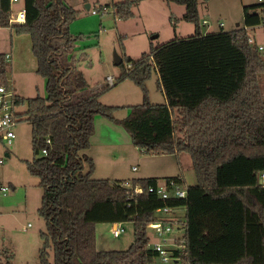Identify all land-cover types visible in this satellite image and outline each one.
Returning <instances> with one entry per match:
<instances>
[{
  "label": "trees",
  "instance_id": "obj_1",
  "mask_svg": "<svg viewBox=\"0 0 264 264\" xmlns=\"http://www.w3.org/2000/svg\"><path fill=\"white\" fill-rule=\"evenodd\" d=\"M139 1L111 0L109 8L126 21ZM161 1L184 7L182 20L193 25V34L150 46L137 59L125 54L118 37L122 55L115 82H133L143 101L117 119L119 107L99 101L116 83L90 90L83 74L70 78L71 66L58 58L78 39L68 25L79 12L65 0H22L25 22L10 24L11 4L0 0V27L29 36L35 72L45 80V98L12 99L13 109L26 107L13 118L24 116L30 123L33 156L25 166L42 189L38 214L45 231L38 264H155L147 227L159 220L156 210L163 207L184 208L183 235L170 251L175 263L264 264V184L258 179L264 170V59L247 29L260 23L264 4L243 8V27L204 34L197 0ZM7 70L0 53V86L9 89ZM153 72L164 103L148 99L146 82ZM96 117L124 129L145 154L177 160L188 155L196 183L186 186L179 174L163 182L134 178L131 188H123L122 180L94 178L95 163L82 152L91 146ZM170 181L185 188L184 199L163 200L148 192ZM136 186L142 193L134 191ZM124 222L133 225L129 248L97 250V224Z\"/></svg>",
  "mask_w": 264,
  "mask_h": 264
},
{
  "label": "rangeland",
  "instance_id": "obj_2",
  "mask_svg": "<svg viewBox=\"0 0 264 264\" xmlns=\"http://www.w3.org/2000/svg\"><path fill=\"white\" fill-rule=\"evenodd\" d=\"M201 28L204 34L219 31H232L243 27V8L259 5L258 0H197ZM111 0H65L67 6L79 12V16L68 25L72 37H78L66 47L58 58L62 64H69V77L81 72L90 90L106 85V78L115 79L120 70L114 65L115 55L121 57L118 37H122L125 54L137 59L149 47H157L174 38L191 36L193 25L182 20L184 7L166 4L161 0H141L133 7L134 17L121 21L116 19L109 8ZM21 0L11 3L13 14L21 6ZM86 5L90 8L87 10ZM102 7V8H100ZM105 7V10H104ZM91 10H96L92 14ZM172 17V20L170 19ZM205 21V24L203 22ZM222 27H219V24ZM255 36L256 43L262 46L260 51L264 59V36L260 27L247 28ZM156 38L152 39V36ZM14 56L7 61V78L13 94L23 98L46 97L45 80L36 74V61L31 52L29 36L15 35L7 28L0 27V53L9 52ZM158 76L153 72L146 82L147 95L151 104L164 103V97L157 86ZM115 86L102 94L99 101L107 106L119 107L115 118L122 119L129 113V106L143 101L141 90L130 80L115 82ZM260 87L264 98V76L260 78ZM25 105L15 107L13 112L23 115ZM100 118V117H98ZM12 128L15 138L11 145L0 139V262L11 264H38V250L42 240L40 233L45 231L44 221L38 214L42 189L38 179L31 176L26 169L25 161L32 159L31 126L24 116ZM120 134L111 135L112 143L104 151L105 161L99 163L94 171L96 179L128 180L131 178H164L182 174L186 186L196 183L188 155L183 154L177 160L174 156L145 154L135 148L127 132L118 128ZM94 138L93 143H96ZM94 143L93 152L101 154L99 146ZM6 153L8 154L6 156ZM88 155V151L82 152ZM90 153V152H89ZM135 171H132V168ZM264 184V183H263ZM174 218L179 223L172 224V231L166 234L168 239L165 248L176 249L174 238H181L183 230L180 222L184 220V208L176 207ZM157 216H165L160 212ZM121 235L114 238L110 232L111 224L101 223L96 226L97 250L124 251L133 242V225L121 223ZM149 242L156 241L151 226L147 227ZM10 256V257H9ZM51 258V257H50ZM156 260V259H155ZM157 261V260H156ZM155 261V262H156ZM169 264H177L174 261Z\"/></svg>",
  "mask_w": 264,
  "mask_h": 264
},
{
  "label": "built area",
  "instance_id": "obj_3",
  "mask_svg": "<svg viewBox=\"0 0 264 264\" xmlns=\"http://www.w3.org/2000/svg\"><path fill=\"white\" fill-rule=\"evenodd\" d=\"M20 0H9L10 4L14 2H18ZM259 4H264V0H258ZM22 3V0H21ZM92 14H96V10H91ZM10 24H23L25 22V9L23 4H21L20 8L16 11L15 14L11 11V17L9 20ZM205 24V21L203 22ZM219 27H222V24H219ZM260 27L264 31V13L261 14V21L260 23L255 26ZM264 34V33H263ZM250 43L254 42V38L251 36L249 39ZM262 46L258 45V50L262 51ZM9 55L5 54V60L8 61ZM106 83L111 86L114 84V79L112 77L106 78ZM11 88L7 89L4 86H0V139L6 144L11 145L15 135L12 131V128L18 122L16 119L13 118V91L10 90ZM49 143V141H47ZM45 154V151H43ZM135 170V168H133ZM259 182L261 184L264 183V170L260 171L258 175ZM119 187L123 188H131L129 180H124L118 183ZM134 191L137 193H142V189L139 186L134 188ZM0 192L5 194L7 189L4 187L0 188ZM148 192L155 194L157 197L163 200H170V199H184L187 195L186 190L183 186L177 185L173 181L168 183H159L155 187L150 186L148 187ZM173 208L171 207H163L158 210L157 212L162 213L165 216H158L159 220L149 224L154 231V235L156 236V241L153 243L149 242V248L152 249L156 253V262L155 264H169L170 262L174 261L172 254L165 248V245L168 243V239L165 238L166 234L172 231V224L179 223L174 218L175 212H173ZM164 221H171L170 223H164ZM121 224L113 223L111 225L110 232L114 238H117L121 235L123 229L120 227ZM181 228V222H180ZM178 238H174V244L176 245V241Z\"/></svg>",
  "mask_w": 264,
  "mask_h": 264
},
{
  "label": "crops",
  "instance_id": "obj_4",
  "mask_svg": "<svg viewBox=\"0 0 264 264\" xmlns=\"http://www.w3.org/2000/svg\"><path fill=\"white\" fill-rule=\"evenodd\" d=\"M89 8H90V6H89ZM263 33H264V31H263ZM263 36H264V34H263ZM186 37H188V36H186ZM252 37L254 38V41L256 42L255 36L252 35ZM179 38H185V37H179ZM1 53L8 54L9 55L8 60L13 59V57H14L12 55L13 54L12 50H11V53H9V52H1ZM14 95H16V94L14 93ZM162 95H163V93H162ZM163 97H164V95H163ZM164 102H165V98H164ZM118 128L119 127L117 125H115V124H113V123H111V122H109L103 118H98V117L95 118V120H94V133H93V136L91 137V146H90L89 150H87V151H88V156L91 157L95 163V171L96 172L98 171L99 163H102L105 161L104 151L106 149V146H108L109 144L111 145V143H112L111 135L114 134V132H117L118 134H120V131H118L119 130ZM94 138H97L96 143L95 142L94 143L99 146L100 150L102 151L101 154H98L97 152L92 151L93 150L92 148L94 146V143H93ZM7 155L8 154L6 153V156ZM133 168L131 170L135 171V170H133ZM131 179H134V178H131ZM131 179H128V180H131ZM96 247H97V241H96Z\"/></svg>",
  "mask_w": 264,
  "mask_h": 264
},
{
  "label": "water",
  "instance_id": "obj_5",
  "mask_svg": "<svg viewBox=\"0 0 264 264\" xmlns=\"http://www.w3.org/2000/svg\"><path fill=\"white\" fill-rule=\"evenodd\" d=\"M86 9L87 10L89 9V5H86ZM156 37H157L156 35H153L152 39L156 38ZM120 63H121V58L119 56L115 55V57H114V65L118 66Z\"/></svg>",
  "mask_w": 264,
  "mask_h": 264
}]
</instances>
